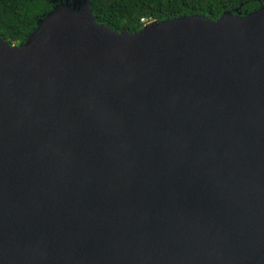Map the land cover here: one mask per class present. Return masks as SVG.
Segmentation results:
<instances>
[{"label": "water", "instance_id": "95a60500", "mask_svg": "<svg viewBox=\"0 0 264 264\" xmlns=\"http://www.w3.org/2000/svg\"><path fill=\"white\" fill-rule=\"evenodd\" d=\"M66 4L0 39V264H264V9Z\"/></svg>", "mask_w": 264, "mask_h": 264}, {"label": "trees", "instance_id": "16d2710c", "mask_svg": "<svg viewBox=\"0 0 264 264\" xmlns=\"http://www.w3.org/2000/svg\"><path fill=\"white\" fill-rule=\"evenodd\" d=\"M97 23L113 31H140L149 20L198 17L218 21L229 13L246 17L264 9V0H87ZM66 0H0V39L26 44L41 23ZM144 19V20H142Z\"/></svg>", "mask_w": 264, "mask_h": 264}, {"label": "rangeland", "instance_id": "374dc122", "mask_svg": "<svg viewBox=\"0 0 264 264\" xmlns=\"http://www.w3.org/2000/svg\"><path fill=\"white\" fill-rule=\"evenodd\" d=\"M151 21L153 22V20H149V21H147V22H151ZM147 22H146V23H147ZM144 25H145V24H144Z\"/></svg>", "mask_w": 264, "mask_h": 264}, {"label": "built area", "instance_id": "2783aa9c", "mask_svg": "<svg viewBox=\"0 0 264 264\" xmlns=\"http://www.w3.org/2000/svg\"><path fill=\"white\" fill-rule=\"evenodd\" d=\"M142 20H144V19H142Z\"/></svg>", "mask_w": 264, "mask_h": 264}]
</instances>
